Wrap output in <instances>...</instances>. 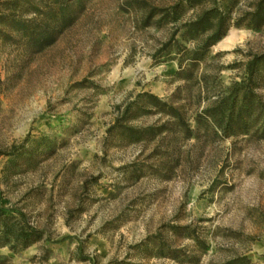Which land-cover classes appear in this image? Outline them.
I'll return each instance as SVG.
<instances>
[{
	"label": "rangeland",
	"instance_id": "374dc122",
	"mask_svg": "<svg viewBox=\"0 0 264 264\" xmlns=\"http://www.w3.org/2000/svg\"><path fill=\"white\" fill-rule=\"evenodd\" d=\"M69 1L75 20L40 50L0 23L2 205L44 230L18 252L0 247V264H264L262 118L255 107L235 133L221 112L242 103L264 24L231 26L234 44L182 71L176 48L162 49L215 3L236 21L259 0ZM30 3L41 2L0 0V14L30 19ZM179 3L177 20L161 14ZM183 31L189 49L203 40ZM144 93L178 107L191 132Z\"/></svg>",
	"mask_w": 264,
	"mask_h": 264
},
{
	"label": "trees",
	"instance_id": "16d2710c",
	"mask_svg": "<svg viewBox=\"0 0 264 264\" xmlns=\"http://www.w3.org/2000/svg\"><path fill=\"white\" fill-rule=\"evenodd\" d=\"M202 1L204 0H189L188 3L194 6ZM40 2L30 3L36 12V16L30 19L24 18L18 13L16 10L21 11L22 9H17V6L14 12L8 11L0 14V23L8 24L14 28L19 36L31 45H36L37 50L54 42L57 36L71 25L76 18L73 13H70L72 3L69 0H40ZM215 2L217 1L215 0ZM40 4H44L47 11H41ZM183 5L179 3L172 9H163L161 14L166 18L177 20ZM20 6L18 7L20 8ZM231 10L232 5H229V3L228 5L215 3L214 6L203 10L194 19L188 20L176 28L172 37L163 45L162 49L168 50L173 46L176 48V52L181 54L179 68L182 71L186 60H189L190 65L193 66L196 61L203 59L209 48L226 36L231 26L246 25L254 29H260L264 24V0H259L253 10L245 13L244 17H240L236 21H233ZM181 29L184 30L182 37L186 40L196 41L200 37L203 40L189 49L176 39V35ZM246 74L245 82L241 84L243 87L240 86L239 89L243 93L242 103H237L238 98H234L221 111L224 122H226V128L229 130L231 128L236 129L235 133L247 131V129H244L247 125L245 118L247 115H253L255 107L259 109L257 114L262 118L261 126L264 129V93L255 95L254 92L256 89L264 91V52L254 55L248 61ZM143 95L148 97L149 101L158 106L161 111L176 118L181 126L191 132L190 126L185 122L183 113L178 107L163 101L162 98L153 93H144ZM121 127L127 134L137 136V138H140L145 131L155 132L152 127L145 130H139L129 124H123ZM13 154L7 153V155L12 156ZM43 237L44 230L31 223L27 213L21 209L2 205L0 190V247L8 246L12 251L18 252L42 240ZM238 262V259H233L225 264H238Z\"/></svg>",
	"mask_w": 264,
	"mask_h": 264
},
{
	"label": "bare ground",
	"instance_id": "6f19581e",
	"mask_svg": "<svg viewBox=\"0 0 264 264\" xmlns=\"http://www.w3.org/2000/svg\"><path fill=\"white\" fill-rule=\"evenodd\" d=\"M236 41V36L229 34L226 35L223 40L221 41V46L223 47H230L232 44H234V42Z\"/></svg>",
	"mask_w": 264,
	"mask_h": 264
}]
</instances>
